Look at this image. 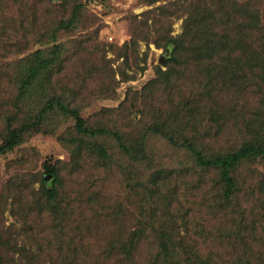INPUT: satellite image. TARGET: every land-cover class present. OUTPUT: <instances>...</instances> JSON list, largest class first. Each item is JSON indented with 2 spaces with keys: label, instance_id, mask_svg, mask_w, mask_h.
I'll return each mask as SVG.
<instances>
[{
  "label": "trees",
  "instance_id": "obj_1",
  "mask_svg": "<svg viewBox=\"0 0 264 264\" xmlns=\"http://www.w3.org/2000/svg\"><path fill=\"white\" fill-rule=\"evenodd\" d=\"M72 1L75 6L66 20L58 22V30L71 31L78 23L83 5L77 2L79 0ZM139 1L150 8L140 14H129L130 39L123 44L119 56L130 65L137 57L140 43L163 49L166 59L156 66L154 76L147 83L150 90L167 91L169 87H177L176 78L190 74L193 83L190 94L208 97L211 100L208 110L213 112L212 115L217 112L214 105L217 106L220 99L225 101V111L217 112L222 119L200 115L205 108L203 102L192 107L193 100L187 101L180 96V102L169 112H161L165 119L161 124L139 129L134 138H126L116 126L89 123L81 116L78 106L72 105L53 87L51 78L60 71L65 59L62 55L66 52L63 44H55L56 31L53 30L51 47L44 48L48 42L42 39V48L18 58L10 73L6 67L0 74V79L3 77L2 81L11 87L10 90L4 88L5 96L0 102V106L9 112L2 116L0 155L11 152L33 134L53 135L63 122L70 120L72 124L67 135L57 136L59 143L71 154L70 171L76 172L75 178L83 173V156L95 163L89 176L91 179L89 182L83 180L81 184H92L94 171L100 167L111 169L115 156L112 149L115 148L131 165L152 171L149 178L142 181L149 206L142 215H137L145 220L138 221L137 216L126 208L121 211L119 206V211L129 214L127 232L124 234L119 228L108 231L104 240L95 245L98 252L92 257L87 256L85 264H264V175L253 168L256 162H264V20L258 7L263 0ZM179 18L182 19L181 32L173 35L171 24ZM242 96L253 100L250 110L243 105ZM239 108L243 110L239 112ZM227 109L228 113L237 110L239 117L237 126L230 130L223 126ZM117 110L121 112L119 108ZM183 119L193 122L181 126ZM199 122L216 127L214 130L199 129L196 127ZM230 135H233V142H227ZM152 136L164 140V147L178 156V163L182 162L183 152V156L189 157L187 164L191 172L211 178L213 192L204 208L211 218L229 219L226 220L230 221L227 232L214 231L209 225L208 228L201 227L202 220H196L190 226L177 224L180 204L178 199L173 202L176 191H169V177L177 167L172 166L173 169L167 172L169 177L162 173L160 163L164 165L171 158L147 144L146 138ZM56 165L44 162L43 175L48 174L50 179L47 182L39 176L38 192L45 199L36 198L34 203L39 201L43 208L63 218L69 208L66 205V211L60 210L64 208L62 202L67 200L60 195L64 190L65 172L62 166ZM183 166L186 167L185 162ZM124 174L130 187L133 183L140 187L132 170L124 169ZM32 178L36 180V176ZM12 181L6 183L9 192L21 189L27 193L25 199L35 196L20 181L19 184ZM94 185H97L95 181ZM84 187L81 191L95 205L97 193ZM193 200L199 203L196 198ZM113 208L104 209L107 210L106 221L115 225L122 217ZM190 208L195 209L192 205ZM249 212L252 213L250 222L246 218ZM95 215L94 210V215L84 217L87 224L92 226L94 223L95 226ZM60 235L64 236L65 230H60ZM69 243L73 245V241ZM226 250L228 258L227 254H218ZM142 251L146 253L144 256Z\"/></svg>",
  "mask_w": 264,
  "mask_h": 264
},
{
  "label": "rangeland",
  "instance_id": "obj_2",
  "mask_svg": "<svg viewBox=\"0 0 264 264\" xmlns=\"http://www.w3.org/2000/svg\"><path fill=\"white\" fill-rule=\"evenodd\" d=\"M61 1L0 0V74L6 67L10 73L18 58L42 48L43 40L48 42L44 48L51 47L53 43H49L50 35L55 30V44H63L66 52L62 55V59H65L61 62L60 71L51 78L53 87L55 92L64 94L72 105L78 106L81 116L89 123H102L105 127L116 126L126 138H134L139 129L161 124L165 120L161 117V112H169L172 106L180 102V96L187 101L193 100L192 107L203 102L205 108L200 115L222 119L217 112L225 111V101L216 99L220 103L214 105L217 112L212 115L213 112L208 110L211 101L208 97L201 98L190 94L193 90L190 74L176 78L177 87H169L163 92L150 90L147 83L154 76L159 58L162 56L164 61L166 59L163 49L140 43L137 57L130 65L126 64L123 56H119L123 44L130 39L129 14H140L150 7L143 6L139 0H79L77 2L83 7L78 23L70 29L71 31H66L58 30V22L70 16L75 3L68 0L70 6H67L69 2ZM258 7L264 20V0ZM181 25L182 19L173 20V35L181 32ZM42 35L45 37L42 38ZM2 79L3 77L0 79V102L5 96L4 88H11L9 83ZM242 103L250 110L253 100L242 96ZM237 110L241 112L243 109ZM237 110L228 113L227 109L224 115L226 123L222 124L225 129L230 130L237 126ZM8 113L4 106H0V130L4 126L2 116ZM109 113L110 116L107 115ZM180 122L181 126H185L193 121L183 119ZM71 124L70 120L63 122L53 135L42 132L33 134L11 152L0 155V264H69V261L71 264H85L87 256L92 257L98 252L99 249L95 245L104 240L108 231L110 233L119 228L120 232H127L130 225L129 214L121 212L123 209L126 208L137 216L142 215L149 206L142 181L148 179L152 171L146 172L144 167L131 165L116 148L112 149V155L115 156H112L114 163L110 165L111 169L104 166L94 171L92 184L85 183V187V184H81L83 180L89 182L91 171L95 168V163L89 161L88 157L83 156V173L75 178L76 172L70 171L71 154L67 147L57 140L59 134L67 135ZM177 124L179 126V122ZM196 125L199 129L214 130L216 127L215 124L201 122ZM146 139L151 148L160 150L161 155L166 156V153V158H171L164 162V165L160 163L164 175L169 177L167 172L173 169L172 166L177 167V171L169 177L171 183L170 190L168 189L176 191L173 202L179 200L177 224L182 227L184 224L202 220L201 227L208 228L209 225L214 231L219 229L221 232H227L230 221L226 220L229 219L211 218L204 208L211 197L208 196L213 192L211 178L191 172L187 164L189 157L187 154L183 156V152L180 156L182 162L178 163V156L174 155L171 149L164 147L165 142L161 138L152 136ZM109 141L114 144L113 140ZM233 141V135H230L227 142ZM44 162L62 166L65 172L64 190L62 189L65 196L61 191L60 195L67 199L62 202V206L68 205L69 208L63 218L58 213L55 216L51 210L43 208L39 201L34 203L36 198L41 201L45 199L38 192L39 176L42 175L47 182L50 179L48 174L43 175ZM184 162L186 167L183 166ZM253 168L264 175V162H256ZM124 169L132 170L133 176L139 180L140 187L134 183L130 187L126 183ZM244 171L247 173V170ZM32 176H36V180ZM8 179H13L12 182L18 184L20 181V184L35 196L25 199L27 193H23L21 189L9 192L6 187ZM94 181L97 185H94ZM82 187L97 193L95 205L94 202L88 201L87 194L81 191ZM194 198L199 203H196ZM189 203H192V207L199 213L195 209L192 210ZM119 206L122 207L121 211ZM108 207H114L113 211L122 217L115 225L106 221L107 210L104 208ZM60 210L66 211L65 207ZM94 210L95 226L94 223L91 226L84 217L88 214L94 215ZM251 215L249 212L246 217L249 222ZM136 219L145 220L143 216H137ZM231 224L233 226L234 221ZM60 230H65L64 236H59ZM71 241L73 245L69 243ZM73 246L75 249H72ZM142 253L143 256L146 254L144 251ZM222 253L229 257L227 250L218 254Z\"/></svg>",
  "mask_w": 264,
  "mask_h": 264
},
{
  "label": "water",
  "instance_id": "obj_3",
  "mask_svg": "<svg viewBox=\"0 0 264 264\" xmlns=\"http://www.w3.org/2000/svg\"><path fill=\"white\" fill-rule=\"evenodd\" d=\"M166 54H168V51H167ZM163 62H164V57L161 56V57L159 58V63H160V64H163Z\"/></svg>",
  "mask_w": 264,
  "mask_h": 264
},
{
  "label": "built area",
  "instance_id": "obj_4",
  "mask_svg": "<svg viewBox=\"0 0 264 264\" xmlns=\"http://www.w3.org/2000/svg\"><path fill=\"white\" fill-rule=\"evenodd\" d=\"M109 39H111V38H109Z\"/></svg>",
  "mask_w": 264,
  "mask_h": 264
}]
</instances>
